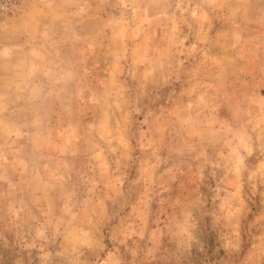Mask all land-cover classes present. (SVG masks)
I'll return each instance as SVG.
<instances>
[{
    "label": "rangeland",
    "instance_id": "rangeland-1",
    "mask_svg": "<svg viewBox=\"0 0 264 264\" xmlns=\"http://www.w3.org/2000/svg\"><path fill=\"white\" fill-rule=\"evenodd\" d=\"M0 264H264V0H0Z\"/></svg>",
    "mask_w": 264,
    "mask_h": 264
}]
</instances>
